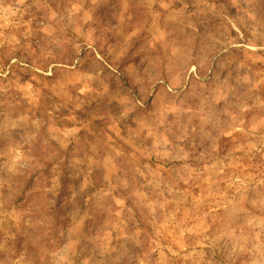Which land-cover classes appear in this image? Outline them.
I'll use <instances>...</instances> for the list:
<instances>
[{"label": "rangeland", "instance_id": "rangeland-1", "mask_svg": "<svg viewBox=\"0 0 264 264\" xmlns=\"http://www.w3.org/2000/svg\"><path fill=\"white\" fill-rule=\"evenodd\" d=\"M0 264H264V0H0Z\"/></svg>", "mask_w": 264, "mask_h": 264}]
</instances>
